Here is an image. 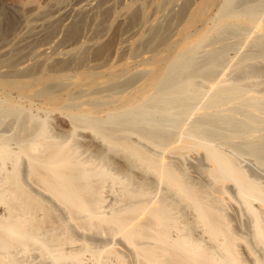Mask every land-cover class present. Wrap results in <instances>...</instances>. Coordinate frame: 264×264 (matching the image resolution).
I'll list each match as a JSON object with an SVG mask.
<instances>
[{
    "label": "bare ground",
    "instance_id": "obj_1",
    "mask_svg": "<svg viewBox=\"0 0 264 264\" xmlns=\"http://www.w3.org/2000/svg\"><path fill=\"white\" fill-rule=\"evenodd\" d=\"M117 2L0 6V264H264V177L240 159L264 168V0L138 1L113 56L137 64L218 13L167 65L76 90L61 129L6 94L52 99L83 85L72 66L115 75L87 57Z\"/></svg>",
    "mask_w": 264,
    "mask_h": 264
},
{
    "label": "rangeland",
    "instance_id": "obj_2",
    "mask_svg": "<svg viewBox=\"0 0 264 264\" xmlns=\"http://www.w3.org/2000/svg\"><path fill=\"white\" fill-rule=\"evenodd\" d=\"M12 1H15V0H0V6H2V5H4V4H6V3H8V2H12ZM38 2H41V3H45L46 1H48V0H37ZM140 3H144V5L146 4H148L147 6L148 7H145V12H146V14L147 15H151L152 13H154L155 11V9H156V7L157 6H159V5H161L162 4V1H164V0H133V1H131V0H118V2H117V4H116V12H115V14L114 15H112L111 17H110V20L108 19V22H107V25L109 26V28H108V32H107V34L104 36V37H101V38H97V37H95L94 38V44H93V46H94V48H92L91 49V51H89V54H91V55H88V57H87V63H92V64H96L97 65V63L99 64V63H101V64H103L102 62H98V59L100 58V56L98 57V55L100 54L101 56L103 55L106 59H109V57H112V59H111V62H112V60H113V56H116L115 55V49H116V46H117V44H118V42L120 41V38H121V35H122V33L126 30V29H128L129 27H132V26H134V24H135V22H133L132 21V15H133V12L134 11H136L138 8H134L135 7V5L137 6V4H138V6L140 5L139 4V2ZM142 1V2H141ZM223 1L224 0H216V3L217 4H222L223 3ZM151 2H152V4H151ZM155 2V3H154ZM119 3V4H118ZM150 3V4H149ZM2 4V5H1ZM159 4V5H158ZM117 5H119V6H117ZM132 5V6H131ZM154 6V7H153ZM152 7H153V11H152V13H151V10H152ZM128 12V13H127ZM213 13V14H212ZM217 13H218V9H217V7H215V9H213V10H210V12L202 19V20H200V21H198V22H196V24L194 25V26H192L190 29H189V33H187V34H175V37H174V39H173V43L172 44H170L169 46H167V47H163V48H161L160 50V57L161 58H163V60L162 61H158V62H155V60L153 59V58H149L147 61H146V63H144V64H142V63H136V62H134L131 58H130V54H127V55H123V56H121V57H123V59H121L120 60V55L119 56H117L116 58H114L115 59V61H116V70H115V75H113V74H111V72H109V71H107V70H104V71H102V72H100V73H96V74H91V73H89V72H87V71H85L84 69L82 70V68L80 67L79 68V66H76V68L77 69H75V68H73V66L71 67V69H70V74H74V76H76L77 77V79H78V81L81 83V84H83V85H80V86H78V87H69V88H67L66 90H64V91H60V92H57L56 94H54V96L52 97V99H47L46 97H41V96H37L36 98L34 97L32 100H31V102H29V104L27 103V101H25V99L24 98H22L21 97V94L18 92V91H6V94L8 95V97L10 98V99H12V100H14V98L16 99V100H14V101H19V102H21V104H24V102H25V104H24V107L28 110H30L31 109V107H32V109H31V111L33 112V113H36L35 112V109H36V111L37 112H40V110H41V113L43 112V110L44 109H46V110H50L51 111V118L53 119L52 121H51V124H52V126L54 125V126H56V124H57V126H60L61 124V126L59 127L60 129L61 128H63L62 126H65L64 124V122H67V119H65L64 117H61L60 119H58L57 118V114L55 113L56 111L55 110H58L57 112H62L63 113V115L64 116H66L65 115V113L67 112V109H60L61 107H62V104H63V106H65V105H70V104H72L74 101L76 102V101H78L79 100V92H77L78 90H79V88H80V92L83 90V89H86V88H91L92 86L93 87H97V86H103L104 85V87H105V85L106 86H109V85H111L112 83H115V82H119V83H122V81H124V80H127V77H128V79H129V76H130V78L131 77H133V76H135V73H137L138 74V72L139 71H142V70H144V69H157L158 67H160V66H165V65H167V63H169V60L170 59H172L174 56H176V54H178L179 53V51L181 50V48H182V46H184L186 43H192V42H194L199 36H201V35H203L207 30H208V28H211V24H213L212 22H213V18L217 15ZM120 15H122V16H120ZM115 18H116V20H115ZM120 18V19H119ZM207 19V20H206ZM209 20V21H208ZM210 20H211V22H210ZM130 21V22H129ZM132 21V22H131ZM131 23L133 24V25H131ZM185 22H182V23H179V25H178V27L177 28H181V27H184L183 26V24H184ZM182 25V26H181ZM198 25V26H197ZM192 29V30H191ZM196 32H195V31ZM192 31V32H191ZM246 31H248V30H246ZM201 33V34H200ZM144 35H145V32L143 33ZM101 42V43H100ZM97 44H99V46H97ZM96 45V46H95ZM100 45H101V48H100ZM105 45H107V46H105ZM103 46H105V47H103ZM244 47H246L245 45H243ZM241 47V52H244L246 49L244 48V47ZM247 47H248V45H247ZM103 48V49H102ZM244 48V49H243ZM95 49V50H94ZM95 52H93V51ZM96 50H98V52H96ZM102 51V52H101ZM166 52V53H165ZM94 53V54H93ZM104 53V54H103ZM163 54V55H162ZM230 58H232L234 55H235V53H234V51H231L230 53ZM104 57H102V58H100V60H104L103 62H106L105 61V59H104ZM130 59H129V58ZM229 57V56H228ZM98 58V59H97ZM114 61V62H115ZM94 62V63H93ZM101 64H99V65H101ZM104 65V64H103ZM120 65V66H119ZM48 66H50V64L48 65ZM46 67L47 68V71H50V67ZM74 66V67H75ZM117 66H118V68H117ZM156 67V68H155ZM127 68V69H126ZM75 69V70H74ZM118 69V70H117ZM123 71V72H122ZM125 71V72H124ZM105 72V73H104ZM99 74V75H98ZM104 74V75H103ZM136 74V75H137ZM89 75V76H88ZM129 75V76H128ZM110 76H111V78H110ZM124 76H126V77H124ZM79 78H80V80H79ZM125 78V79H124ZM124 79V80H123ZM87 80V81H86ZM117 80V81H116ZM121 81V82H120ZM107 83H108V85H107ZM110 83V84H109ZM42 85H40V84H34V85H32V86H30L29 88H28V91H27V93L28 94H33V93H35L34 91H38V90H40L42 87H41ZM41 87V88H40ZM82 88V89H81ZM77 90V91H76ZM74 91H76V92H74ZM12 94H11V93ZM4 91L3 90H0V96H2V97H4ZM72 93H73V95H72ZM11 94V95H10ZM105 94H106V92H105ZM70 95H72L73 97H70ZM78 97H77V96ZM56 97V98H55ZM70 97V98H69ZM38 98V99H37ZM69 98V99H68ZM22 99H23V101H22ZM36 99V100H35ZM41 99V100H40ZM60 99V100H59ZM67 99V100H66ZM72 99H74V100H72ZM43 100V101H42ZM46 100H50V102L49 101H46ZM53 100V101H52ZM36 102V103H35ZM46 102V103H45ZM31 103V104H30ZM39 103V104H38ZM44 103V104H43ZM28 104V105H27ZM33 104V105H32ZM26 105V106H25ZM44 105V106H43ZM74 105V104H73ZM38 107V108H37ZM74 108V109H73ZM34 109V110H33ZM40 109V110H39ZM53 109H55V110H53ZM71 110H77V107L75 108V107H71L70 108ZM61 110V111H60ZM52 111L55 113H53L52 114ZM101 115H104V112L103 113H101ZM67 117V116H66ZM57 118V120H55ZM68 118V117H67ZM54 120H55V122H54ZM62 122V123H61ZM64 123V124H63ZM67 124V123H66ZM53 126V127H54ZM55 128H58V127H55ZM59 128H58V130H59ZM240 156V155H239ZM241 157V158H240ZM239 158L242 160V161H244V162H242V163H244L245 164V166H247V165H251V168L253 169V172H257L256 174L258 175V176H261L260 178H262V177H264V171H262L260 168H263L262 166L261 167H259V163L256 165V160L254 159V158H252L254 161H256V162H252L251 161V158H250V156H246V154L244 155V157L241 155ZM250 159H249V158ZM244 158H246V159H244ZM192 159V158H191ZM239 159V160H240ZM193 160H195V159H192V161ZM251 161V163H250V161ZM196 161H198L197 159H196ZM188 162H190V163H192L191 162V160L190 161H188ZM190 163H188V165L190 164ZM249 163V164H248ZM253 163V164H252ZM255 163V164H254ZM243 164V165H244ZM188 165L186 166L185 165V167H188ZM190 166V165H189ZM244 166V167H245ZM249 166H247V167H249ZM258 168H257V167ZM192 168V167H191ZM191 168H188V169H190V170H192ZM249 169H250V167H249ZM251 169V170H252ZM255 169H257V170H255ZM264 169V168H263ZM190 170H188V171H190ZM255 170V171H254ZM261 170V171H260ZM193 172H194V169L192 170ZM261 172H262V174H261ZM191 173V172H190ZM195 173V172H194ZM260 173V174H259ZM263 182H264V178L263 179H261ZM110 188V187H109ZM109 188H107V189H109ZM111 189V188H110ZM114 192L115 193H117L115 190H114ZM112 192H108V197L110 196L111 197V194ZM114 193V194H115ZM107 194V193H106ZM113 195V194H112ZM109 197V198H110ZM112 198V197H111ZM87 255V254H86ZM89 256V255H88ZM88 256H86V258H85V260L88 258L89 259V257ZM87 259V260H88ZM89 261V260H88ZM87 261V263H89Z\"/></svg>",
    "mask_w": 264,
    "mask_h": 264
}]
</instances>
